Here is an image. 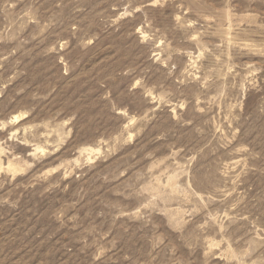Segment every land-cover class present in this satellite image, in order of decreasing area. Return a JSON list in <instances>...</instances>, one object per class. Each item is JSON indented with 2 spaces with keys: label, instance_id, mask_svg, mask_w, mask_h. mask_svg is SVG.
Wrapping results in <instances>:
<instances>
[{
  "label": "rangeland",
  "instance_id": "374dc122",
  "mask_svg": "<svg viewBox=\"0 0 264 264\" xmlns=\"http://www.w3.org/2000/svg\"><path fill=\"white\" fill-rule=\"evenodd\" d=\"M0 264H264V0H0Z\"/></svg>",
  "mask_w": 264,
  "mask_h": 264
},
{
  "label": "bare ground",
  "instance_id": "6f19581e",
  "mask_svg": "<svg viewBox=\"0 0 264 264\" xmlns=\"http://www.w3.org/2000/svg\"><path fill=\"white\" fill-rule=\"evenodd\" d=\"M38 150H39V149H38ZM87 150H89V149H87ZM40 151L43 152L44 150L42 151V149H41ZM92 151H93V150H92ZM94 151L96 152L97 150H94ZM90 153H91V152H90ZM90 153H88V154H90ZM91 154H92V153H91ZM93 154H94V153H93ZM90 157H91V156H90ZM90 157H89V158H90ZM91 161H92V160H91ZM78 162H79V160H78ZM171 180H172V179H171ZM171 182H172V181H171ZM171 182H170V183H171ZM173 182H174V180H173ZM172 186H173V184H172ZM155 189H156V188H155Z\"/></svg>",
  "mask_w": 264,
  "mask_h": 264
}]
</instances>
